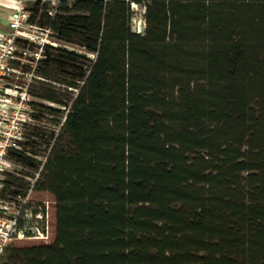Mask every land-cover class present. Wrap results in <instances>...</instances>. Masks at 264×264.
<instances>
[{
	"label": "trees",
	"instance_id": "obj_1",
	"mask_svg": "<svg viewBox=\"0 0 264 264\" xmlns=\"http://www.w3.org/2000/svg\"><path fill=\"white\" fill-rule=\"evenodd\" d=\"M47 9L30 21L94 57L46 46L37 62L73 97L27 92L34 118L67 112L43 165L25 142L10 152L42 165L32 186L8 176L2 190L29 192L47 232L11 239L0 264H264V0Z\"/></svg>",
	"mask_w": 264,
	"mask_h": 264
},
{
	"label": "built area",
	"instance_id": "obj_2",
	"mask_svg": "<svg viewBox=\"0 0 264 264\" xmlns=\"http://www.w3.org/2000/svg\"><path fill=\"white\" fill-rule=\"evenodd\" d=\"M62 1L14 0L6 22L7 30L0 33V191L7 177L12 176L13 170L19 166L10 158V152L18 151L27 154L22 147L25 141L22 131L33 112L26 89L11 83V79L14 75H29L24 72L23 66L25 64L30 68L35 66L43 58L46 46L61 45L49 27H42L30 21V9L37 3L40 6L45 4L48 6L47 15L52 17ZM142 31L140 28L137 33ZM9 91L16 92V95L13 96ZM5 209V206L0 203V261L11 239H45L47 232L48 218L43 217L40 212L36 213L35 217L42 215L45 219L43 227L39 228L35 224L28 228L19 214L10 217Z\"/></svg>",
	"mask_w": 264,
	"mask_h": 264
},
{
	"label": "rangeland",
	"instance_id": "obj_3",
	"mask_svg": "<svg viewBox=\"0 0 264 264\" xmlns=\"http://www.w3.org/2000/svg\"><path fill=\"white\" fill-rule=\"evenodd\" d=\"M143 13L144 8L142 6H132L130 18V29L132 32L137 33L140 28L143 30ZM61 47H64L70 51H75L79 54L86 55L89 59H93L94 57L92 54L85 52L82 48L74 45L61 43ZM23 67L27 68L24 69V72L29 73V75H14L11 79V83L18 84L19 86L26 89V92H28V90H39L43 88L49 95H54L56 98H59L63 101H68L69 98L73 97L71 88L37 77L34 71H36L39 67L38 64L32 68L28 67L27 64H25ZM57 72L59 73L61 80L64 82H70V77L67 72ZM41 83L44 85L42 86ZM9 92L13 96L16 95V92ZM31 108L33 112L30 114L29 119L27 120L22 131L25 137L24 142L27 144L25 151L36 156V159L42 162L51 150L59 128L64 121V116L67 110L62 109L59 114L43 112L39 118H34V115L37 113L34 111L33 107ZM39 172L40 166L39 169L35 171L22 169L18 166L17 169L13 170L12 176L19 178L32 186L36 182ZM11 190L12 189H5L0 191V203L5 206L6 214L10 217L17 216V214H19V217L25 220L26 226L28 228L35 224L39 228L43 227L45 224V219L42 217V215L35 217V215L32 214L34 211L41 213L42 209L39 208L37 204L29 202V192L25 194V192L22 191L20 198H17L11 194ZM5 256L3 257L2 264H4L6 258Z\"/></svg>",
	"mask_w": 264,
	"mask_h": 264
},
{
	"label": "crops",
	"instance_id": "obj_4",
	"mask_svg": "<svg viewBox=\"0 0 264 264\" xmlns=\"http://www.w3.org/2000/svg\"><path fill=\"white\" fill-rule=\"evenodd\" d=\"M14 0H0V33L7 30L6 22L10 16Z\"/></svg>",
	"mask_w": 264,
	"mask_h": 264
}]
</instances>
